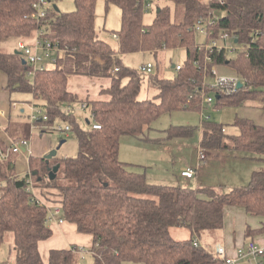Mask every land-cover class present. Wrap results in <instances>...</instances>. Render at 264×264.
I'll use <instances>...</instances> for the list:
<instances>
[{"label":"trees","instance_id":"trees-1","mask_svg":"<svg viewBox=\"0 0 264 264\" xmlns=\"http://www.w3.org/2000/svg\"><path fill=\"white\" fill-rule=\"evenodd\" d=\"M35 1L0 0V41L17 38L18 44L22 42L20 38L33 33L34 39L39 37L64 50L51 67L35 69L26 62L22 64L20 50L0 51L5 89L29 92L34 100L42 102V107L38 105L46 119L30 123L51 130L59 119L66 121L71 131L74 119L64 108L79 99L67 87L69 75L107 78L109 83L99 88L107 98L82 102L90 106L92 123L100 127L77 130L75 156L60 160L54 156L48 162L44 157H30L28 171L18 175L8 152L9 142L0 138V150L5 154L0 156V245L11 232L15 253L12 264H44L38 245L49 239L53 231L47 222V208L37 203V197L46 204L60 205L64 222L74 224L78 233L91 236L90 264H219L212 259L214 252L194 246L193 238L203 230L223 229L231 207L241 208L249 218L244 227L247 239L234 250L247 240L258 244L254 237H264V169L252 171L247 185L228 192L209 185L190 188L149 183L144 173L128 170L127 163L120 159L119 139L130 135L147 140L151 122L161 112L201 111L203 97L211 92L218 96L216 100L221 105L241 106L260 98L264 112V0H105L106 6L114 4L121 11L120 28L112 32L117 35L114 46L101 39L94 28L96 0H74V10L65 12L50 5L40 19L32 16ZM154 2V18L145 24L144 13ZM214 13L220 16L212 27V36L198 43L195 20ZM223 32L244 47L234 57L227 58L223 49L210 52L200 46ZM178 47L185 48L186 61L176 69L174 77L150 76L157 87L158 100H138L142 73L123 65L120 55L155 54ZM206 57L210 61L206 62ZM206 64L230 67L243 86L228 93L210 87L205 72H212L206 67L203 70ZM114 66L118 70L114 71ZM30 69L33 72L29 75ZM87 121L90 124V119ZM234 125L238 133L230 135L208 117L202 120L200 150L256 152L264 161V125L239 116ZM5 129L7 135L11 133L9 125ZM192 131L190 126H172L168 133L170 137L188 136ZM18 138L12 135L11 139ZM56 164L59 167L51 179L49 171ZM28 178L35 190L54 189L58 197L49 199L31 192ZM252 219L258 221L255 226L250 225ZM171 227L188 228L190 238L174 240ZM73 248L50 249L47 264H83ZM225 250L227 256L234 253L226 247Z\"/></svg>","mask_w":264,"mask_h":264},{"label":"rangeland","instance_id":"rangeland-1","mask_svg":"<svg viewBox=\"0 0 264 264\" xmlns=\"http://www.w3.org/2000/svg\"><path fill=\"white\" fill-rule=\"evenodd\" d=\"M49 2L50 5L57 6L62 12L72 11L75 8L74 0H49ZM156 5V2L152 3L150 10L144 13L143 22L145 24L152 22ZM120 25L121 11L119 7L114 4L106 6L105 0H96L94 28L98 36L114 46L116 45V40L112 37V32L118 31ZM205 38L206 36L203 34H196L198 43H204ZM17 41V38L0 41V51L5 53L13 52L14 50L19 51ZM20 41L25 44H32L34 42L33 33L28 37L20 38ZM226 43L230 45V48L233 46V44H230L229 38ZM234 45L236 50L230 49L227 53V58L234 57L244 49L239 44ZM41 55L43 56L42 61L38 62L37 66L51 67L52 61L43 52ZM52 55H55V53H52ZM120 59L123 65L135 70L141 64L151 63V74H141L142 82L136 98L138 100L152 99L157 101L158 90L150 81V76L173 78L177 70L172 65L182 66L186 61V51L185 48L178 47L163 49L155 54L151 52H134L120 55ZM206 62H208L207 59ZM205 67L212 72L210 75H213L212 68L214 66L206 64L203 70L206 69ZM214 68L217 74L221 76L238 77L236 72L228 66L218 65ZM205 75H208L207 83L212 85L214 77L206 72ZM28 77L31 78L30 76ZM102 80L105 79H96L87 75H69L67 87L76 93L79 100L69 105L68 113L74 119L73 128L71 127L68 135H61L58 127H64L68 124L66 121L55 120L51 127L54 129L51 130H45L43 127L30 123L28 118L30 114L29 104L32 102L35 105L37 104V106H41V100H34L32 94L26 91L5 89L3 84L5 82L4 75L0 72V108L5 110L7 117H9L8 125L11 133L9 132L8 136L10 138H12V135L26 138L29 142L28 149L31 152L30 156L23 153L9 152L18 175H24L28 171L30 157H44L53 149H56L55 157L59 160L75 156L78 153L77 130H87L92 124L90 106L82 108L81 104L92 98H107V95L99 90L103 85ZM211 96L213 97V102L203 103L201 111H198V109H178L161 112L151 122V131L147 140H141L130 135H122L119 139V157L123 162L127 163V169L136 173H144L149 183L169 186L195 188L209 185L217 188L220 192H228L234 187L247 185L252 171L264 169V161L261 160L262 155L256 152L240 150L200 151L199 126L201 121L208 117L213 123L223 126L230 135H235L238 130L234 125L236 116L255 119L254 117H257L259 112L264 115L260 108V98L247 101L241 106H232L218 104L214 92H211ZM10 101L16 103L15 108L12 106L13 102L10 103ZM64 110L66 111L67 107ZM85 119H90V124H87ZM0 125L4 124L0 123ZM172 126H190L193 131L188 136L170 137L168 130ZM0 138L3 139V137ZM61 140H64V142L60 143ZM200 152L203 153L205 159H200ZM184 168L195 170L192 179H187L180 175L181 170ZM35 191L44 194L49 199L58 197L57 191L54 189L41 188ZM226 215V223L231 230L237 228V224L240 222L239 217L243 221L241 210L238 208L231 207L227 210ZM50 228L53 231V228ZM223 232L224 229L203 230L199 236H196L199 237L201 246L210 252H214L215 247L222 243ZM59 233L57 231L55 234ZM170 235L174 240L182 241L190 238L191 231L186 227H171ZM62 236L64 237L60 236L57 238L58 236H55L54 241L56 242L53 241V244L62 247L72 241L68 232ZM76 246L83 247L85 250L89 249V246H80L78 244ZM12 248L13 235L9 232L4 236V240L0 245V264H5L6 262L14 263L15 253ZM39 251L44 264H46L48 261L47 255L41 253L40 249ZM91 261L90 254H87L82 262L83 264H90ZM126 264L141 263L127 262Z\"/></svg>","mask_w":264,"mask_h":264},{"label":"built area","instance_id":"built-area-1","mask_svg":"<svg viewBox=\"0 0 264 264\" xmlns=\"http://www.w3.org/2000/svg\"><path fill=\"white\" fill-rule=\"evenodd\" d=\"M50 6L49 0H36L33 3V11L32 16L35 18H42L46 15L47 9ZM148 6V4H147ZM146 6V7H147ZM217 15L216 13L208 15V16H201L198 17L195 20L194 30L197 31L200 34L205 35L206 37L212 36L213 31L212 27L216 23ZM113 38H117L116 34H112ZM230 39V44H233V46L230 48V45L226 43L227 39ZM235 41H233V37L229 35L228 33H220L217 35V37H211L209 42L200 45L201 47H205V49H208L210 52L213 50H224V53L227 55L229 50H236L235 47ZM18 49L22 52L24 60L26 63L31 65L33 69H35L37 66V63L42 61V55L43 52L45 56L52 61V64H54L58 57L62 56L64 53V50L61 47H58L54 44H51L49 41H42L39 37H35L34 42L32 44H25L23 42H18L17 44ZM52 53H55V55H52ZM207 61H210L209 57L206 58ZM40 67H43L42 65ZM176 69H179L180 66L176 65L174 66ZM33 69H30L28 71V74H32ZM114 71L118 70V66L113 67ZM138 71L142 74H150L152 72V65L151 63H145L138 66ZM213 84L209 85L212 88H215L217 91H220L221 93L225 92H233L238 89L237 85L239 82H241V79L239 77H228V76H221L217 74L216 69L213 67ZM242 83V82H241ZM203 101L206 103H212L213 97L211 95H207L203 97ZM12 106L15 108L16 103H12ZM82 108L86 107L85 103L81 104ZM29 110L30 114L28 116L30 122L46 119V115L43 112V110L36 106L34 103L29 104ZM67 111H69V106H67ZM0 116L7 118V113L4 110L0 109ZM92 128L98 129L100 125L93 122L91 124ZM3 128V125H0V129ZM59 132L61 135H68L70 132V126L66 124L64 127L59 126L58 127ZM224 130V129H223ZM2 133H4L1 130ZM5 135V133H4ZM6 142H9L8 152L11 153H23L28 154V156L31 155L30 149H28L29 142L26 138L19 137L18 139L14 140L5 135V138H3ZM201 151V150H200ZM5 155L0 150V156ZM200 159H205V156L202 152L199 154ZM195 173V170L192 168H184L181 170L180 174L181 176L185 178H191L193 177ZM28 190L31 192H35V188L33 186V182L31 178H28ZM36 193V192H35ZM37 197V195H36ZM37 203L39 205H43L47 208V222L48 223H58L61 224L64 222L63 216H62V210L61 206L54 204L49 205L46 204L43 200H39L38 197L36 198ZM193 245L194 246H201L200 241L198 237L193 238ZM74 247V248H73ZM69 247L73 248V251L78 253L81 260L85 259V255L88 253H91L88 250L83 249V247ZM264 255V245L257 244L254 240H247L244 245L237 247L234 250V253L232 255H226V250L223 245H218L215 247V251L212 254L213 260L220 261L219 264H264L263 260ZM10 264V263H8Z\"/></svg>","mask_w":264,"mask_h":264},{"label":"crops","instance_id":"crops-1","mask_svg":"<svg viewBox=\"0 0 264 264\" xmlns=\"http://www.w3.org/2000/svg\"><path fill=\"white\" fill-rule=\"evenodd\" d=\"M102 81H103V85L102 86H107L108 83H109V80H106V79L102 80ZM3 84L5 85V82H3ZM0 109L3 110L2 108H0ZM257 117H259V118L256 119ZM257 117H254L255 119H252V118L251 119L254 120L255 123L264 125V115L260 114V112H259V115ZM8 118L9 117L4 118V117L0 116V121H2L0 123L4 124L3 128L0 129V137L4 138V133H5L4 130L6 131L5 128L7 127L8 122H9ZM1 130L4 133H2ZM224 132L229 134L225 129H224ZM237 133H238V130H237ZM5 135L7 137H9L7 135V133H5ZM207 151H210V150H207ZM187 179H192V177L191 178H187ZM238 209L241 210V215H242L243 221H241V217H239L240 222L237 224V228L234 229V230H231V229H229V225L226 223V218H225V227L223 228L224 232H223V237H222V243L219 244V245L225 246L231 252V254L233 253V250H234L235 246L242 244V242H244L247 239L246 237H244V227L247 224V222H249L248 221L249 218L245 215V213L243 212V210L241 208H238ZM226 217H227V215H226ZM257 222L258 221L256 219H252V220H250V225L255 226L257 224ZM49 225H51L50 227L53 228V232L54 233L52 234V236L49 239L40 241L39 245H38L39 249L41 250V253H44V254L47 255V260H48V253H49L50 249H54V248L55 249H69V247L72 246V245H77L78 244L80 246H90V244H91V236H89L87 234L78 233L76 231V227H75L74 224H71V223H68V222H63L61 224L53 223V224H49ZM57 231L60 232L59 233L60 235L59 234H55V233H57ZM66 232H68V234H69L70 238L72 239V241H70L66 246H62V247L53 244L54 242H56V241H54L55 236H58L57 238H59L60 236L63 238L64 236H62V235H64V233H66ZM254 238L257 239L258 244H261V245L264 244V237L256 236ZM198 239H199V237H198ZM199 241H200V239H199Z\"/></svg>","mask_w":264,"mask_h":264},{"label":"water","instance_id":"water-1","mask_svg":"<svg viewBox=\"0 0 264 264\" xmlns=\"http://www.w3.org/2000/svg\"><path fill=\"white\" fill-rule=\"evenodd\" d=\"M56 10H59L58 8H57V6H53ZM216 15L217 16H220V13H216ZM17 52V51H16ZM18 53H20L19 51H18ZM25 60L24 59H22V64H25ZM175 65H172V67H174ZM17 85H15L14 86V88L16 87ZM243 86V84L241 83V82H239L238 83V85H237V87L238 88H241ZM216 98H218V96H216ZM86 122L87 123H89V121H87V119H86ZM64 142V140H61L60 141V143H63ZM54 156H56V149H53V150H51L48 154H46L45 156H44V158H45V160H46V162H48L51 158H53ZM58 167H59V165L58 164H56V165H54L53 167H52V169L49 171V178H53L54 177V175H55V172L57 171V169H58ZM33 174H35V172L33 173Z\"/></svg>","mask_w":264,"mask_h":264}]
</instances>
